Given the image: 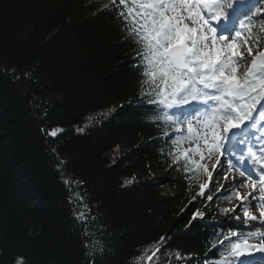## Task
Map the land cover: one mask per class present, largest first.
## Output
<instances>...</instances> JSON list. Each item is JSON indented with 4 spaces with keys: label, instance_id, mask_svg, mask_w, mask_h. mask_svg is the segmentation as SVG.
Returning <instances> with one entry per match:
<instances>
[{
    "label": "trees",
    "instance_id": "obj_1",
    "mask_svg": "<svg viewBox=\"0 0 264 264\" xmlns=\"http://www.w3.org/2000/svg\"><path fill=\"white\" fill-rule=\"evenodd\" d=\"M116 5L0 0V264L219 259L220 195L172 163L175 126L150 112Z\"/></svg>",
    "mask_w": 264,
    "mask_h": 264
},
{
    "label": "snow or ice",
    "instance_id": "obj_2",
    "mask_svg": "<svg viewBox=\"0 0 264 264\" xmlns=\"http://www.w3.org/2000/svg\"><path fill=\"white\" fill-rule=\"evenodd\" d=\"M260 2L118 0L116 5L126 9L119 17L132 42L140 46L136 67L141 70L150 112L175 126L174 148L169 153L172 163H182L190 179L199 180L203 174L216 187L213 175L222 174L220 161L227 154L228 174L239 165V176L244 179L236 182L249 190L242 195L233 189L226 198L241 201L238 207L245 226L249 221L257 224L250 225L246 234L230 231L219 241V259L212 264H257L247 257L264 253V47L260 46L264 19L254 23L257 17L264 18V7H256ZM60 131L52 130L49 135L57 137ZM213 159L210 170L207 162ZM68 175L71 198L74 177ZM199 187V194L204 195L209 185ZM198 216L202 214L197 212L193 218ZM77 219L84 225L89 222L83 212ZM84 239H88L87 230ZM161 245L163 237L149 261Z\"/></svg>",
    "mask_w": 264,
    "mask_h": 264
},
{
    "label": "rangeland",
    "instance_id": "obj_3",
    "mask_svg": "<svg viewBox=\"0 0 264 264\" xmlns=\"http://www.w3.org/2000/svg\"><path fill=\"white\" fill-rule=\"evenodd\" d=\"M207 163H209V168L211 170V164L215 163V159ZM220 163L223 166V172L219 176H216L215 173L213 175V181L216 183V187H211L213 189L212 195L215 196L217 194H220V196H222V200L219 206L223 210L228 209L229 211L223 212L222 215L218 217V221L226 225L228 228H230V230L236 231L241 229L242 230L241 234H246V232L249 230V226L252 224H257V222L249 221V226H245L243 219V211L241 210L240 207H238L241 204V201L236 197L226 198V194H229L233 189H236L239 190L240 193L243 195L247 193L249 190L247 189V187L242 186L241 183L236 182L243 180V178H241L239 174H234V173H231L230 175L228 174L227 162L223 159V157L221 158ZM226 175L228 176L227 179H225ZM160 176L161 174H158V177ZM208 182L211 184L210 181ZM233 209H235V212L232 211ZM251 211L254 213L256 212L255 204L251 205ZM236 216H239L240 219H236L235 218ZM251 242L256 243L257 241H251ZM255 254H264V253L256 252L253 255Z\"/></svg>",
    "mask_w": 264,
    "mask_h": 264
}]
</instances>
